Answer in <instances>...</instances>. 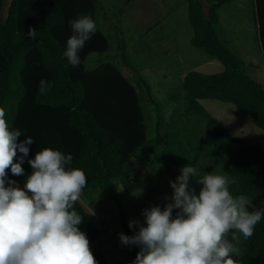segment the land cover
Returning a JSON list of instances; mask_svg holds the SVG:
<instances>
[{
	"label": "trees",
	"instance_id": "16d2710c",
	"mask_svg": "<svg viewBox=\"0 0 264 264\" xmlns=\"http://www.w3.org/2000/svg\"><path fill=\"white\" fill-rule=\"evenodd\" d=\"M187 1L194 29L192 43L222 62L224 70L211 74L189 71L182 81L184 93L171 97L179 105L167 122L162 103L130 57L125 40L118 44L123 67L103 59L94 68L86 66L91 53L103 54L111 48L97 20L98 0H0V108L5 110L10 129L22 131L19 141L27 135L33 137L28 158L51 147L71 153L72 167L85 172L87 184L74 209L83 218L79 227L86 233L98 264L119 263L105 253L107 230L90 204L91 192L114 187L116 182L128 190L141 177L143 167H156L171 159L179 169L191 163L201 177L212 173V165H216L231 181L229 189L234 196L244 195L249 200L264 197L263 147L232 135L201 102L216 99L233 103L264 129V84L249 73L245 60L233 53L217 32L219 9L232 0ZM205 4L209 5L208 14ZM252 7L264 52V0H253ZM79 14L91 16L97 31L80 51V65L72 67L62 53L73 34L68 21ZM29 27L37 29V41L25 35ZM128 70L136 72L139 80ZM41 78L51 82L44 94L38 90ZM140 81L156 111L152 136ZM190 117L197 119L194 129L188 127ZM28 158L22 165L25 175L9 172L21 187L32 172ZM190 179L198 192L200 185ZM155 192L150 187L146 196ZM112 197L118 198L115 192ZM123 221L126 235H135L136 228ZM237 246L241 255L234 257L236 264H264V219L250 238L240 236ZM124 249L132 260L140 251L138 245H124Z\"/></svg>",
	"mask_w": 264,
	"mask_h": 264
},
{
	"label": "clouds",
	"instance_id": "9594fccd",
	"mask_svg": "<svg viewBox=\"0 0 264 264\" xmlns=\"http://www.w3.org/2000/svg\"><path fill=\"white\" fill-rule=\"evenodd\" d=\"M68 24L73 34L62 55L78 67L80 51L96 33L97 24L84 14ZM25 35L37 41L36 28L29 27ZM50 87L51 82L40 79L41 94ZM21 134L20 129H10L0 108V264H98L79 227L83 218L74 209L87 184L85 172L72 167L71 153L51 147L28 158L34 140L27 135L19 141ZM26 158L32 172L21 187L9 172L25 175ZM190 178L200 185L198 192L190 186ZM169 183L173 192L165 195L168 202L145 208L144 223L135 235L119 234L124 245L140 247L130 264H236L240 236L253 235L264 219V207L249 210L251 201L234 196L227 177L212 173L197 177L191 163ZM136 223L129 221V228Z\"/></svg>",
	"mask_w": 264,
	"mask_h": 264
},
{
	"label": "rangeland",
	"instance_id": "374dc122",
	"mask_svg": "<svg viewBox=\"0 0 264 264\" xmlns=\"http://www.w3.org/2000/svg\"><path fill=\"white\" fill-rule=\"evenodd\" d=\"M252 1L232 0L222 5L217 32L228 48L245 60L249 73L264 84V52L253 21ZM97 20L109 37L111 48L107 53H91L86 66L94 68L103 59L123 67L118 44L125 40L130 57L162 103L167 122L179 105L171 97L184 93L182 81L189 71L211 74L224 70L222 62L192 43L194 29L189 21L187 0H98ZM129 73L133 79L139 80L136 72ZM140 84L146 102V123L149 136H152L156 130V111L149 103L144 83L140 81ZM201 102L232 135L242 137L247 143L259 144L264 149V129L258 127L250 115L230 102L216 99H202ZM196 123L197 119L190 117L189 129H194ZM199 131L196 129L200 136ZM180 170L168 159L156 167H143L141 174L138 173L141 177L134 180L128 190L116 182L114 187L91 192L90 204L105 222L104 250L108 258L119 264H130L132 256L119 239L120 233L127 232L123 220L137 222L133 227L137 233L140 224L144 223L143 210L166 202L165 195L170 197L173 192L169 182L180 175ZM211 170L212 174L227 177L216 165H212ZM190 186H196L191 179ZM150 187L156 192L148 198L146 192ZM114 192L118 198L113 199ZM249 201L252 204L249 206L264 207V197ZM125 206L129 208L128 212L127 209L125 212Z\"/></svg>",
	"mask_w": 264,
	"mask_h": 264
},
{
	"label": "water",
	"instance_id": "95a60500",
	"mask_svg": "<svg viewBox=\"0 0 264 264\" xmlns=\"http://www.w3.org/2000/svg\"><path fill=\"white\" fill-rule=\"evenodd\" d=\"M208 10H209V5L205 4V11L208 14Z\"/></svg>",
	"mask_w": 264,
	"mask_h": 264
},
{
	"label": "crops",
	"instance_id": "0c3cea01",
	"mask_svg": "<svg viewBox=\"0 0 264 264\" xmlns=\"http://www.w3.org/2000/svg\"><path fill=\"white\" fill-rule=\"evenodd\" d=\"M185 75V74H184Z\"/></svg>",
	"mask_w": 264,
	"mask_h": 264
}]
</instances>
